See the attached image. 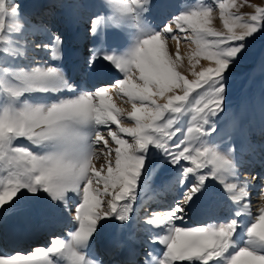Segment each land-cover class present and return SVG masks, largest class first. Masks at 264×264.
<instances>
[{
  "label": "snow or ice",
  "instance_id": "1",
  "mask_svg": "<svg viewBox=\"0 0 264 264\" xmlns=\"http://www.w3.org/2000/svg\"><path fill=\"white\" fill-rule=\"evenodd\" d=\"M113 2L121 20L131 14V19L138 21L172 6L169 0H132L130 5L124 0ZM175 7L177 14L158 30L141 29L128 51L104 47L90 50L86 67L98 77L91 90L77 92L78 84L70 83L58 66L25 70L11 63L0 68V170L5 173L0 177V215L15 210L26 200L46 195V211L51 217L68 214L74 221L71 243L53 237L47 249L37 247L32 254H0V264H56L53 254L70 256L72 264H110L103 251L88 260L80 250L93 249L109 222L126 225L132 220L138 190L146 185L153 171L152 149L173 169L180 167L178 195L171 207L165 215L152 212L143 221L163 229V235L153 238V242L164 246L159 264H264V206L253 216L247 192L251 182H224V177L238 171L233 149L219 152L202 139L216 132L211 118L224 111L232 69L244 58L249 42L258 34L264 35V7L256 6L255 14L240 15L231 11L235 3L221 0L218 7L224 31L209 26L212 5L195 10ZM18 16V5L0 0V44L7 46L0 52L13 61L22 52L11 47L12 41L4 33L5 17L15 20ZM102 21L100 15L92 21L93 35ZM187 30L193 33L190 39L197 45L196 57L214 64L193 71L194 80L178 71L179 48L173 57L166 46L170 39L179 42L180 34ZM62 43L60 37L54 36L52 45L40 43L34 48L49 51ZM53 58H57L55 52ZM108 67L122 73L123 78L111 83L103 81L101 77ZM109 89H116L132 101L129 116L134 126H121L122 113L112 102ZM176 89L183 94H175ZM66 91L75 94L60 95ZM193 91L197 96L194 104L189 102ZM167 93L172 94L166 96ZM36 94L59 98L55 102H33ZM156 97L166 98V102L158 103ZM186 108L195 113L191 116L194 123L186 128L185 138L176 140L181 132L176 125ZM113 124L117 130L112 129ZM121 134L131 137L133 143ZM21 140L27 143H19ZM109 140L116 146L110 147ZM98 145L106 150L101 152L106 166L102 164L99 169L93 163ZM209 165L211 169L203 171ZM211 181L219 183L228 199L238 205L233 218L205 226L177 225L176 221L183 225L188 212L208 192ZM69 193L75 200L71 207L64 203ZM204 210L210 214L214 211L213 200L209 199ZM244 215L252 219L247 226L241 219ZM240 233L246 237L243 247H237L235 239ZM150 258L148 253L145 264Z\"/></svg>",
  "mask_w": 264,
  "mask_h": 264
},
{
  "label": "bare ground",
  "instance_id": "2",
  "mask_svg": "<svg viewBox=\"0 0 264 264\" xmlns=\"http://www.w3.org/2000/svg\"><path fill=\"white\" fill-rule=\"evenodd\" d=\"M48 1L49 0H29L27 2V11L25 14L26 19L23 18L22 15V17L15 20L6 17V29L4 33H6L12 41L11 47L20 49L22 56L16 61H13L11 57L0 56V67L3 68L6 64L11 63L19 64L21 67H24L25 70L35 67L58 66L64 70L66 78L70 83L78 84L77 92L91 90L98 81L92 78L95 74L90 73L86 67V61L91 55V51L85 54V37L87 31L84 23L79 24L76 28V34L74 37L72 36V40H70V43L74 44L71 69H64L63 66L60 65V63L62 64L63 62L57 64L53 58L54 52L62 58L65 57L67 51L66 47L61 48L58 45L55 49L49 51H45L43 48H34L35 44L40 43L52 45L53 37L56 36L54 31L49 29V25L46 22L37 20L42 10L49 5L55 4V2L49 3ZM75 13L79 18L87 17V14L83 12L79 5L76 7ZM5 47L7 46L0 44V49ZM96 48L97 47L92 46L90 50ZM128 49H130V47H128ZM121 53L123 52L121 51ZM254 62L256 61H253L252 64H254ZM256 66L258 69L264 67V60H257ZM239 70L241 69L239 68L238 71ZM116 72L118 71L116 70L113 72L112 69L108 68L107 72L103 73L101 79L105 82L109 81V79H114V77L118 75ZM74 94V92L66 91L60 95L70 97ZM109 95L112 97V102L121 110L122 114L119 117L121 126H134L135 122L131 120L129 116V113L132 111V101L122 96L116 89H109ZM58 98V96L51 94L46 96L36 94L32 99L33 102H55ZM192 113L194 112H191V114ZM219 116H221V114ZM219 116L211 118V122L215 124L216 132L202 139L204 144L209 148H214L219 152H226L228 149H233V155L238 161V171L234 176L224 177V182L240 183L244 180L251 182L247 188V192L248 199L251 201V211L253 216H255L259 207L264 206V149L261 146V140L258 135L259 130L264 129V89L263 96L260 99L253 101L250 98L249 100H245L238 108H233L225 124L221 123L222 120L218 118ZM187 118L184 117V114L180 116L179 123L176 127L180 128L181 132L174 139L179 140L186 137V128L192 126L194 123L191 117L189 119ZM247 120H251L252 124L246 125L245 123ZM111 127L113 130H117L115 124L111 125ZM205 128H207V125H205ZM250 128L254 129L252 135L248 132ZM121 135L128 140L130 144L133 143L131 137H128L126 134ZM184 142L189 143L187 139H185ZM22 143L27 142L23 141ZM109 146L115 147L116 145L109 140ZM96 149L98 156L94 159L93 163L95 167L99 169L102 164L106 166L105 155L101 154L102 151L106 150H104L101 145L96 146ZM151 163L153 164V171L146 185H143L142 189L138 190L139 194L133 204L132 220L127 222L126 225H123L119 221H111L106 224L104 231L98 238L97 245L87 252L80 250L81 254H83L86 259L93 260L99 252L103 251L110 264H145V258L148 253H151L149 264H159L164 246L153 242V238L163 235V229L145 225L143 221L152 212H156L163 216L171 207L175 197V191L178 195V184L176 182L180 178V167L177 166L173 169L155 149L151 151ZM211 167L212 166L209 165V167L203 169V171L207 172ZM0 177H2L1 174ZM253 181H255L254 184ZM257 189L260 190L256 194L255 191ZM71 196L72 194L69 193L70 198L64 201L65 205L68 207H71L75 203V200L71 199ZM104 199H107V197ZM209 199L213 200L214 207V211L211 214L204 210ZM46 200V195L39 200L29 199L24 201L23 204L15 210L0 215V245L3 246L0 254L5 256L14 253L32 254L33 250L37 247H44L47 249L50 242H46L47 244L36 243L37 245L31 246L32 249H28L27 247L33 242H41V240L44 237H48L51 232H55L56 236L54 237L60 238L63 243H71L74 231L73 219L68 214H64L57 218L51 217L46 211ZM121 203H123V201ZM237 209L238 205L228 199V196L224 193L223 187L216 181H211L209 183L208 192L202 195L197 204L188 212L187 218L185 219L186 221L184 220L185 222H183V225H180L179 221L175 223L185 227L219 224L233 218ZM46 216H48V218ZM241 219L245 226L252 222L251 217L246 215L242 216ZM14 225H22L23 227L28 226L30 232L25 233L22 232L21 229L15 230L13 228ZM240 234L239 238H235L237 239V247L245 246ZM111 250L112 253L110 252ZM234 250L235 249L230 251ZM67 257L71 259L70 256L67 255ZM51 258L56 261V264H72V260L70 262L64 255L57 256L53 254Z\"/></svg>",
  "mask_w": 264,
  "mask_h": 264
},
{
  "label": "rangeland",
  "instance_id": "3",
  "mask_svg": "<svg viewBox=\"0 0 264 264\" xmlns=\"http://www.w3.org/2000/svg\"><path fill=\"white\" fill-rule=\"evenodd\" d=\"M28 1L29 0H6V4L18 5L20 15L18 16V18L23 16V18L26 19L25 14L27 11ZM48 2H55V4L49 5L44 10H42L40 12V15H38L39 18L37 17V20L46 22L49 25V29L51 31H54L56 36L62 39L63 43L59 46L61 48L66 47L67 55L65 54V57H63L64 59L60 55H56L57 58H55L54 60L57 64L63 62L62 64L60 63V65H62L64 69H71L72 50L74 48V44L70 43V40H72V36L74 37V35L76 34V28L80 23H84L87 31L85 37V54L89 53L92 46H95L97 48H109L110 50L116 49L119 52L128 51V47L131 48L132 46H134L136 38L140 34L141 29H143L144 31H151L153 28H157L158 30V28L166 23L168 19H171L172 15L177 14L178 8L175 7V5L183 10H195L208 5H212V20L209 26L216 31L225 30L223 19L220 15V9L218 7V3L221 2V0H169V4L172 6H170L166 11H153L150 16L141 17L138 21L131 19V14H127V17L123 20L118 19V17L120 16V11L115 6L113 0H49ZM124 2L130 5L132 3V0H124ZM223 2L229 4L235 3L236 7L232 8L231 11L236 12L240 15L255 14L256 6L264 7V0H247V2H245V0H223ZM78 5L83 10V12L87 14L86 18H79V16L76 15L75 10ZM97 15H100L103 18V21L102 24L97 26V34L93 35L91 33L92 21L97 17ZM180 35L182 38L179 40V42L170 39L167 41L166 46L170 55H172L173 57H175L176 55L177 47L179 48L180 67L178 71L185 75L187 79L194 80L196 79V77L192 75L193 71L198 72L203 70L204 68L214 66V64H212V62L206 58L196 57L195 53L197 45L190 39L193 36V33L190 30H187L185 33H181ZM209 39H211V37H209ZM0 56H4L2 52H0ZM197 59H199L198 64L196 63ZM254 59L264 60V35L258 34L256 38L249 42L248 49L244 55V58L234 69H232L230 86L226 91V97L224 100V111L220 113L221 116H219L220 114L218 115V118L222 120L221 123L223 124H225V122L227 121V118L229 117V114L232 112L233 108H238L245 100H249L251 98L253 101H256L263 96L264 67L258 69V67L256 66L257 60ZM253 61L256 62L252 64ZM193 65H195L194 68ZM108 68L112 69L113 72L116 71L112 67ZM239 68L241 70L238 71ZM107 70L105 72H107ZM116 73L118 75H116L114 79H109L107 83H111L116 79L123 78L122 73H119V71ZM92 78H95L96 81H98V77L96 74L93 75ZM196 91H193L189 94V102H192L193 104L194 98H197ZM171 94L172 93H167L166 96ZM175 94L182 95L183 92L181 89H176ZM155 99L158 103L166 102V98L156 97ZM191 112H193L191 108H186L184 117L190 118L192 114H195H191ZM245 124H252V121L247 120ZM253 131V128H250L248 130L250 135H252ZM258 135L261 140V146L264 149V129L259 130ZM18 142L22 143L23 140ZM0 174L2 175V177L3 175H5L3 170H0ZM254 182L255 181H253V184ZM259 190L260 189H257L255 193L257 194ZM174 194L176 197L177 192L175 191ZM46 217L48 218V216ZM13 228L15 230L21 229L22 232L25 233L30 232L28 226L23 227L22 225H14ZM54 236H56V233L51 232V234H49L48 237H44L41 242H33L34 244L31 243L27 248L32 249L31 246L40 243L47 244ZM240 237L244 242L246 237L243 233L240 234ZM2 248L3 246L0 245V251L2 250ZM64 256H66L67 260L71 262V259L67 257V255ZM210 264H215V262L210 261ZM217 264H220V262H217Z\"/></svg>",
  "mask_w": 264,
  "mask_h": 264
}]
</instances>
